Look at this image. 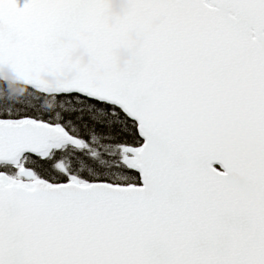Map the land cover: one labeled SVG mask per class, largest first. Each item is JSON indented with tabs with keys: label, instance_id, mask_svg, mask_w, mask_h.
<instances>
[{
	"label": "snow or ice",
	"instance_id": "snow-or-ice-1",
	"mask_svg": "<svg viewBox=\"0 0 264 264\" xmlns=\"http://www.w3.org/2000/svg\"><path fill=\"white\" fill-rule=\"evenodd\" d=\"M0 264H264V0H0Z\"/></svg>",
	"mask_w": 264,
	"mask_h": 264
},
{
	"label": "water",
	"instance_id": "water-1",
	"mask_svg": "<svg viewBox=\"0 0 264 264\" xmlns=\"http://www.w3.org/2000/svg\"><path fill=\"white\" fill-rule=\"evenodd\" d=\"M4 75L8 78L9 83H11V84H15V85L23 86V85H21V84L13 83V82H12L13 79H14V76H13V74H12L11 72H7V71H5ZM46 79L51 80V79H53V77H52V76H47Z\"/></svg>",
	"mask_w": 264,
	"mask_h": 264
},
{
	"label": "trees",
	"instance_id": "trees-1",
	"mask_svg": "<svg viewBox=\"0 0 264 264\" xmlns=\"http://www.w3.org/2000/svg\"><path fill=\"white\" fill-rule=\"evenodd\" d=\"M9 88L12 89L13 95H22L26 90L17 87V86H10Z\"/></svg>",
	"mask_w": 264,
	"mask_h": 264
}]
</instances>
